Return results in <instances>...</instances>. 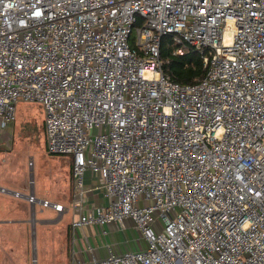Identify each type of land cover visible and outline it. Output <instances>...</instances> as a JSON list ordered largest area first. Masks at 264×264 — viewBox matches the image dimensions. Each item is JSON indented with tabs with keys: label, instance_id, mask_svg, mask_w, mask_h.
<instances>
[{
	"label": "built area",
	"instance_id": "2783aa9c",
	"mask_svg": "<svg viewBox=\"0 0 264 264\" xmlns=\"http://www.w3.org/2000/svg\"><path fill=\"white\" fill-rule=\"evenodd\" d=\"M166 36L197 82L164 72ZM20 100L71 156L72 229L130 221L146 244L69 264H264V0H0V142ZM87 171L108 202L84 211Z\"/></svg>",
	"mask_w": 264,
	"mask_h": 264
},
{
	"label": "rangeland",
	"instance_id": "374dc122",
	"mask_svg": "<svg viewBox=\"0 0 264 264\" xmlns=\"http://www.w3.org/2000/svg\"><path fill=\"white\" fill-rule=\"evenodd\" d=\"M133 39L134 34L131 44ZM165 46L168 47L166 43ZM44 116V108L38 102L20 100L16 104L15 120L0 142V186L21 192L33 189L36 195L54 187L51 176L56 175L57 169L62 168L63 161L67 159L62 154L47 151ZM29 160L33 162L31 171ZM31 175L33 186L29 183ZM17 201L0 192V223L3 228L0 230V264H69V248L64 237L55 239L49 233L50 229L47 234L39 229L37 210L32 215L28 207L26 227L9 228L17 223L18 217L13 211ZM111 234L114 243H122L123 239L132 236L129 229L116 230Z\"/></svg>",
	"mask_w": 264,
	"mask_h": 264
},
{
	"label": "crops",
	"instance_id": "0c3cea01",
	"mask_svg": "<svg viewBox=\"0 0 264 264\" xmlns=\"http://www.w3.org/2000/svg\"><path fill=\"white\" fill-rule=\"evenodd\" d=\"M62 155H64V159L67 160L63 161L62 168L57 169L58 172H56V175L51 176L54 187L37 194V196L63 204L65 208L63 212L59 215L58 212L53 209L42 207L39 204H35V206L32 207L24 198H16L18 201L15 203V206H13V211L15 212L14 215L18 217L15 220L17 226L13 224L9 228L15 227V229H18L21 225L26 227L28 223L26 219L28 217L27 210L28 207H30L32 215H34V210H37L39 229L46 234L50 229L51 231L49 233L52 235V238L55 239L64 237L69 248L70 259L72 256L83 260L89 259L91 255L103 257L107 244H114L117 251L144 247L146 245L144 240L133 228L130 221H127L125 229H129L132 236L129 239L127 238V240L123 239L122 243H114V238L112 234L110 235V233L116 230H123L118 228L115 223H108L101 226L91 224L72 229L71 221L76 216V210L72 207L73 183L71 177V156L68 154ZM29 170L31 171L32 168H29ZM84 183L90 190L87 192L85 201L83 202L84 211L91 209L93 206L105 205L108 202L103 190L98 187V178L96 175L87 171L84 175ZM9 196L13 197L11 195ZM1 225L0 223V230H3ZM103 229L106 230L107 233H103ZM88 246H90V250Z\"/></svg>",
	"mask_w": 264,
	"mask_h": 264
},
{
	"label": "trees",
	"instance_id": "16d2710c",
	"mask_svg": "<svg viewBox=\"0 0 264 264\" xmlns=\"http://www.w3.org/2000/svg\"><path fill=\"white\" fill-rule=\"evenodd\" d=\"M167 37V38H166ZM162 38L160 57L164 61L163 70L173 80L179 83H195L204 74L202 59L199 54L192 48L184 55L174 54L172 48L166 47V41L170 37Z\"/></svg>",
	"mask_w": 264,
	"mask_h": 264
}]
</instances>
